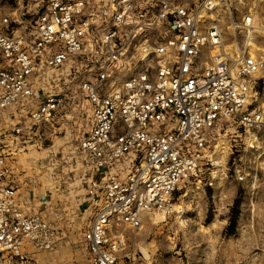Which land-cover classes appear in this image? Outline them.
Returning a JSON list of instances; mask_svg holds the SVG:
<instances>
[{
    "label": "built area",
    "instance_id": "obj_1",
    "mask_svg": "<svg viewBox=\"0 0 264 264\" xmlns=\"http://www.w3.org/2000/svg\"><path fill=\"white\" fill-rule=\"evenodd\" d=\"M1 1L0 264H55L62 247L123 264V231L177 211L217 125H264V25L245 0ZM66 99L88 122L60 208L55 184L24 195L8 180L6 147Z\"/></svg>",
    "mask_w": 264,
    "mask_h": 264
},
{
    "label": "rangeland",
    "instance_id": "obj_2",
    "mask_svg": "<svg viewBox=\"0 0 264 264\" xmlns=\"http://www.w3.org/2000/svg\"><path fill=\"white\" fill-rule=\"evenodd\" d=\"M240 9L251 11L257 23L264 25V0H245ZM257 98L264 108V89ZM65 101L67 110L45 129L18 137L6 147L8 180L24 195L43 193L55 184L59 191L52 203L60 208L71 204L64 200L67 184L73 182L67 178L72 177L69 152L88 122L80 102L70 108L72 100ZM235 199L239 201L236 213L232 209ZM174 203L177 211L159 215L160 222H146L136 232L123 231L121 263L264 264V125L256 130L232 120L217 125L196 176L181 184ZM233 215V232L227 233ZM142 239L152 249L150 259L137 246ZM52 257L55 264H80L81 260L68 247Z\"/></svg>",
    "mask_w": 264,
    "mask_h": 264
},
{
    "label": "bare ground",
    "instance_id": "obj_3",
    "mask_svg": "<svg viewBox=\"0 0 264 264\" xmlns=\"http://www.w3.org/2000/svg\"><path fill=\"white\" fill-rule=\"evenodd\" d=\"M176 208H177V206L175 204V209ZM158 216H159L158 214L149 216V219H150V223L149 224L152 225V224H156V223L160 222L161 220H160V218ZM179 222L182 225L184 224V220H179ZM137 246L142 251V253L144 254V257L146 259H150L151 258L152 249L147 247L146 244H144V240L143 239L138 242Z\"/></svg>",
    "mask_w": 264,
    "mask_h": 264
},
{
    "label": "trees",
    "instance_id": "obj_4",
    "mask_svg": "<svg viewBox=\"0 0 264 264\" xmlns=\"http://www.w3.org/2000/svg\"><path fill=\"white\" fill-rule=\"evenodd\" d=\"M238 202H239L238 199H235L233 207H232V209L234 210L235 213H236V207L238 205ZM234 224H235V217L233 215V217L231 218V220L229 222L227 233H232L233 232L232 230L234 228Z\"/></svg>",
    "mask_w": 264,
    "mask_h": 264
}]
</instances>
